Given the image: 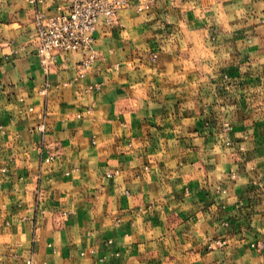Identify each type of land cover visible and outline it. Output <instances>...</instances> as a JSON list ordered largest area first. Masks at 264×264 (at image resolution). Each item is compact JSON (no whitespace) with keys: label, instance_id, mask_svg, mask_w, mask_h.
<instances>
[{"label":"crops","instance_id":"1","mask_svg":"<svg viewBox=\"0 0 264 264\" xmlns=\"http://www.w3.org/2000/svg\"><path fill=\"white\" fill-rule=\"evenodd\" d=\"M120 1L0 0V264H264V0Z\"/></svg>","mask_w":264,"mask_h":264},{"label":"built area","instance_id":"2","mask_svg":"<svg viewBox=\"0 0 264 264\" xmlns=\"http://www.w3.org/2000/svg\"><path fill=\"white\" fill-rule=\"evenodd\" d=\"M158 1V0H151ZM117 4L120 0H69L68 10L52 17H41L38 20L39 46L38 55L43 63L52 60L54 51L77 52L90 49L93 44L92 32L97 28L101 18L109 26L118 25ZM142 6L138 7L141 11ZM95 57L91 55L85 60L81 71L91 68ZM231 178L236 179L237 174L232 173ZM264 246V243H258ZM27 264H38L33 258Z\"/></svg>","mask_w":264,"mask_h":264},{"label":"rangeland","instance_id":"3","mask_svg":"<svg viewBox=\"0 0 264 264\" xmlns=\"http://www.w3.org/2000/svg\"><path fill=\"white\" fill-rule=\"evenodd\" d=\"M117 5H118V6H117V7H118V8H117V11H118L120 5H119V4H117Z\"/></svg>","mask_w":264,"mask_h":264}]
</instances>
